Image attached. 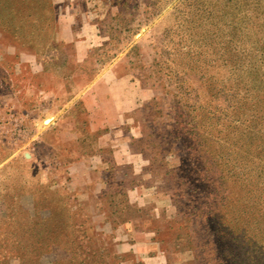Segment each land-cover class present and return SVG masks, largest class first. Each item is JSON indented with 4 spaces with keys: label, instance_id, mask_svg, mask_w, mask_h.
<instances>
[{
    "label": "rangeland",
    "instance_id": "rangeland-1",
    "mask_svg": "<svg viewBox=\"0 0 264 264\" xmlns=\"http://www.w3.org/2000/svg\"><path fill=\"white\" fill-rule=\"evenodd\" d=\"M0 264H264V0H0Z\"/></svg>",
    "mask_w": 264,
    "mask_h": 264
}]
</instances>
